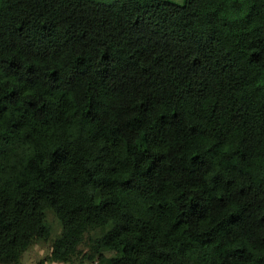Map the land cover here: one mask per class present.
Here are the masks:
<instances>
[{"label": "trees", "instance_id": "1", "mask_svg": "<svg viewBox=\"0 0 264 264\" xmlns=\"http://www.w3.org/2000/svg\"><path fill=\"white\" fill-rule=\"evenodd\" d=\"M49 240L264 264V0H0V264Z\"/></svg>", "mask_w": 264, "mask_h": 264}, {"label": "rangeland", "instance_id": "2", "mask_svg": "<svg viewBox=\"0 0 264 264\" xmlns=\"http://www.w3.org/2000/svg\"><path fill=\"white\" fill-rule=\"evenodd\" d=\"M104 2H110L112 0H102ZM174 2L182 3L184 0H171ZM48 220L53 227V236L54 238L57 233H59V225L53 215H48ZM51 253V241L38 242L33 245L27 252H25L21 262L19 264H66L60 262H54L50 259ZM73 264H95V263H82L80 261H76Z\"/></svg>", "mask_w": 264, "mask_h": 264}, {"label": "clouds", "instance_id": "3", "mask_svg": "<svg viewBox=\"0 0 264 264\" xmlns=\"http://www.w3.org/2000/svg\"><path fill=\"white\" fill-rule=\"evenodd\" d=\"M49 241H50V240H49ZM42 242H45V241H42ZM34 245H35V244H34ZM31 247H32V246H31ZM31 247H30V248H31ZM30 248H29V249H30ZM29 249H28V250H29ZM28 250H27V251H28ZM27 251H26V252H27ZM24 254H25V253H24ZM50 254H51V253H50ZM23 256H24V255H23ZM22 258H23V257H22ZM21 260H22V259H21ZM52 261H53V260H52ZM20 262H21V261H20ZM54 262H57V261H54ZM60 263H64V262H60ZM18 264H19V263H18ZM66 264H67V263H66Z\"/></svg>", "mask_w": 264, "mask_h": 264}]
</instances>
